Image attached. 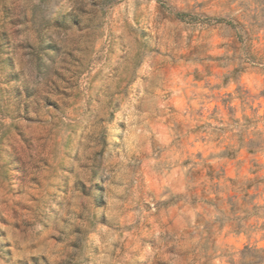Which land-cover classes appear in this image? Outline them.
<instances>
[{
    "label": "clouds",
    "instance_id": "clouds-1",
    "mask_svg": "<svg viewBox=\"0 0 264 264\" xmlns=\"http://www.w3.org/2000/svg\"><path fill=\"white\" fill-rule=\"evenodd\" d=\"M0 264H264V0H0Z\"/></svg>",
    "mask_w": 264,
    "mask_h": 264
}]
</instances>
